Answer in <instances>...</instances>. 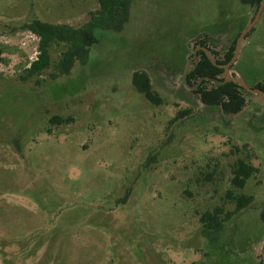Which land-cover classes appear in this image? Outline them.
Masks as SVG:
<instances>
[{
    "label": "rangeland",
    "instance_id": "rangeland-1",
    "mask_svg": "<svg viewBox=\"0 0 264 264\" xmlns=\"http://www.w3.org/2000/svg\"><path fill=\"white\" fill-rule=\"evenodd\" d=\"M96 8L97 0H0V264H261L264 104L249 98L226 114L182 78L204 36L222 58L256 8L133 0L124 28L97 29L69 74L51 75L66 48L54 42L50 65L26 77L37 37L24 23L79 26ZM248 33L232 68L253 85L264 80V10ZM135 70L147 72L159 104L132 85ZM53 115L71 120L51 124ZM238 158L258 167L242 188L230 181ZM228 190L253 199L211 239L200 216L232 210Z\"/></svg>",
    "mask_w": 264,
    "mask_h": 264
},
{
    "label": "trees",
    "instance_id": "trees-1",
    "mask_svg": "<svg viewBox=\"0 0 264 264\" xmlns=\"http://www.w3.org/2000/svg\"><path fill=\"white\" fill-rule=\"evenodd\" d=\"M260 1L241 0L244 4L254 6L255 8L258 7ZM97 2L98 8L90 11L88 20L79 26H72L66 23H52L38 18H33L23 24L24 28L37 37V53L25 69L26 77L38 74L50 65L48 49L52 43L56 42L66 45V48L61 51L57 62L54 64V72L51 75L55 78L59 75L69 74L76 61H86L90 46L98 42L95 34L97 29L121 31L124 28L129 20L133 0H97ZM204 37L206 39V36ZM236 37L232 40L222 58L216 57V53L208 47L205 39L200 40L198 45L208 48L215 63L208 58L202 49H199L195 55L197 62H195V59L193 60L192 66L186 75L188 84L192 85L196 84L203 77L202 81L192 92L198 94L201 103L205 105H218L222 112L226 114L238 112L246 103L245 91L235 82L218 83L212 87L214 79L222 80V78H218V74L223 70L222 65L230 59L233 53ZM131 82L135 89L142 93L149 102L159 104L162 101L161 97L153 89L146 71H133ZM250 86L264 91V80H259ZM183 114L184 112H181L178 115L183 116ZM70 120L69 117L64 118L58 115H53L49 118L51 124L67 123ZM257 173V166L246 159L238 158L231 170V184L236 188H242L247 179ZM128 195L129 191L126 190L122 197L123 202L127 199ZM226 196L228 200L234 202L232 210L224 212L221 206H216L212 210L204 211L200 216L202 222L201 232L211 239L220 231L225 220L248 205L253 199L251 194H233L229 190L226 192ZM261 218L264 221V211L261 213Z\"/></svg>",
    "mask_w": 264,
    "mask_h": 264
},
{
    "label": "water",
    "instance_id": "water-1",
    "mask_svg": "<svg viewBox=\"0 0 264 264\" xmlns=\"http://www.w3.org/2000/svg\"><path fill=\"white\" fill-rule=\"evenodd\" d=\"M263 10H264V0H261L259 5H258V7L256 8V11H255L254 15L247 20L245 26L240 30L238 36L236 37L234 48H233V53H232L230 59L222 65L223 70L218 74V78H222V80L219 81L217 79H214L213 80L214 84L212 85V87L216 86L218 83H225V82H228V81H232V82L237 83L244 91L251 93V95L249 97L245 98L246 102H248L249 98H251V99L260 101L261 103L264 104V91L259 89V88H254V87L250 86L244 80L243 76L237 70L232 68V65L236 62V60L239 57V54H240V51H241V46H242V43H243V41L245 39L246 34L252 29V27L258 21V19H259V17H260V15H261ZM199 49H202L205 52V54L208 56V58L211 61H213V56L209 52L208 48L205 47V46H196L193 49V55L194 56L196 55V52ZM195 62H197V57L195 58ZM213 63H215V62L213 61ZM190 64H191V61L190 60L187 61L186 67L184 69L183 76H182L185 85H187L186 84V75H187V72L191 68V67L189 68ZM217 65H219V64H217ZM202 79H203V77H201L198 80V82L194 86H192L191 88L192 89L196 88L198 83H199V81L202 80ZM245 106H246V103L239 111L244 109ZM261 244L262 243L259 242L258 245L255 247V255L259 254V249L261 247ZM261 264H264V245L262 247V252H261Z\"/></svg>",
    "mask_w": 264,
    "mask_h": 264
},
{
    "label": "crops",
    "instance_id": "crops-1",
    "mask_svg": "<svg viewBox=\"0 0 264 264\" xmlns=\"http://www.w3.org/2000/svg\"><path fill=\"white\" fill-rule=\"evenodd\" d=\"M215 27H216V30H215L216 33H217L218 30H221V28H222V26H218V25L215 26ZM216 41H217V39H216ZM239 55H240V54H239ZM236 62H237V60H236ZM236 62H235V63H236ZM235 63H234V64H235ZM237 71L241 74V72H240L239 70H237ZM241 75H242V74H241Z\"/></svg>",
    "mask_w": 264,
    "mask_h": 264
},
{
    "label": "flooded vegetation",
    "instance_id": "flooded-vegetation-1",
    "mask_svg": "<svg viewBox=\"0 0 264 264\" xmlns=\"http://www.w3.org/2000/svg\"><path fill=\"white\" fill-rule=\"evenodd\" d=\"M197 46H201V45H198V44H197ZM194 48H195V47H194ZM192 55H193V53H192ZM193 56H194V55H193ZM195 58H196V57L194 56V59H195ZM194 59H193V60H194ZM186 63H187V62H186ZM198 84H199V83H198ZM197 86H198V85H197ZM194 89H195V88H194Z\"/></svg>",
    "mask_w": 264,
    "mask_h": 264
}]
</instances>
